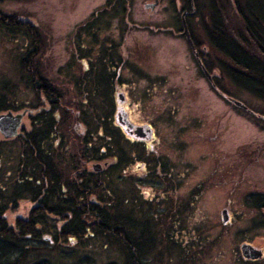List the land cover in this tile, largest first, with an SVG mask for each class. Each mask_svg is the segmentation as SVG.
I'll return each instance as SVG.
<instances>
[{"label":"rangeland","instance_id":"1","mask_svg":"<svg viewBox=\"0 0 264 264\" xmlns=\"http://www.w3.org/2000/svg\"><path fill=\"white\" fill-rule=\"evenodd\" d=\"M109 1L111 0H0V15H14L21 21L30 22L40 31L44 47L40 56L42 71L55 86L62 89L63 98L68 100L66 103L62 102L64 105L61 111L55 113V119H72L68 121L71 128L69 135L71 143L75 144L81 137L90 134L88 122L95 124L97 120H92V113L87 108L90 102L92 101L95 109L103 116L105 110L96 103V99L99 98L96 96L86 102L87 106L84 105L85 101L78 83L82 81L85 71L83 58L85 54L88 56L85 51L87 44L85 41L79 42V39L74 41L73 38L89 35L97 36L101 40L118 35L128 37L126 53L122 59L124 66L119 68L120 79L125 86L115 91V101H119L118 96L123 93L126 100L124 109L128 113L131 112V105L136 103V93L131 89V81L138 83L141 92L143 86L147 84L144 76L136 77L132 74V68L138 69L140 73L147 71L163 75L160 80L155 81L157 84L151 86L150 92L146 95L142 92L144 96L140 97V107L148 109V112H144L145 119H130L154 124L158 140L154 144L159 153L163 155L166 152L165 126L161 119H149L154 110L163 113V104L167 100L172 108H176L173 109L174 116L177 114L195 116L202 113V127L186 131L183 135L186 138L183 140L184 144L189 143L186 148L183 142L182 147H178L179 137L175 135L177 132H172L170 138L168 137L170 141L168 154L174 167L172 177L178 176L179 172L184 173L187 169L182 185H172L170 190L163 184L161 177L158 179L160 182L158 186L152 188L151 184L141 180L142 177L137 175L135 164L132 162L136 155V147L125 142H122V145L121 140L113 146L112 150L118 157L114 158L111 164H116L113 172L115 178H118L119 198L125 204H121V208L127 209L135 205L136 213L154 217L163 214L167 221L166 231H163L159 238L165 247L160 251L161 262L155 254H150L145 259L146 264H243L239 252L240 244L248 241L256 246H263L264 223L260 221L256 212L244 204L243 184L234 181L230 186L224 183L216 187L211 185V162L216 157L214 154L217 155V160L222 159L225 162L227 158L224 157L229 153L228 161L232 162L234 171L244 169L246 173L255 172L256 180L259 181L262 167L258 162L255 165L248 164L245 159L251 160L250 157L253 155L250 152H254V158L262 155L257 149L264 143V88L253 89L260 98L246 88L230 82L229 94L246 103L257 114L241 112L238 109H234L233 112L229 103L226 106L217 100L205 86V82L197 76L189 50L182 39L176 38L167 42L168 37H164L166 44L153 52L146 45L145 41L150 32L145 29L150 21L157 18L153 17L157 15L150 14L151 8L145 6L152 0H129L128 8L126 7L122 15L120 11L115 13L114 9L106 7L110 5ZM218 2L219 0H200V6L203 10H209L217 6ZM164 4L167 5V1ZM99 10L105 11L101 18L96 19L101 20V23L93 24L92 16ZM226 15L232 24L239 25V18L232 8L227 9ZM203 34L202 31L196 33L197 36ZM133 37H137L138 40ZM136 40L139 42L138 46L133 45ZM132 47L135 49L133 53ZM29 49L31 40L24 30L0 25V96L4 95L7 104L13 107L9 109L10 112L14 115L23 114L15 136L5 137L0 131L1 203L8 201L16 178L17 162L22 152L18 136L29 132L31 119L48 109L20 80L18 59ZM97 56L96 52H93L92 59ZM218 58L217 66L220 68L222 60L221 57ZM9 111H0V114ZM115 114L116 108L113 119L115 124L119 125ZM247 117L250 119H246ZM189 121L193 123L194 119ZM217 125L221 130L215 135ZM174 137H177L175 138L177 141ZM96 164L101 165V171L108 162L93 160L86 167L95 171L98 170L95 168ZM110 168L106 170L105 176L112 172ZM204 180L209 185L203 190L197 189V184ZM233 185H236L232 194L234 198L229 204L227 199ZM7 204L8 209L4 217L10 226H14L17 217H26L34 206L27 200H19L13 204L8 201ZM225 208L229 209L231 217L224 223L221 211ZM45 237L46 240H42L41 245L49 244L50 238ZM77 245L70 241L55 250L40 248L29 256L26 264H73L81 259L91 264H122L124 261L119 249L109 244L103 248L93 240H87L82 247ZM157 249H161L160 246ZM244 264H264V261Z\"/></svg>","mask_w":264,"mask_h":264},{"label":"trees","instance_id":"2","mask_svg":"<svg viewBox=\"0 0 264 264\" xmlns=\"http://www.w3.org/2000/svg\"><path fill=\"white\" fill-rule=\"evenodd\" d=\"M234 4L239 25L232 24L226 15L232 8L229 0H219L209 9L210 21L203 31L215 38L211 43L213 51L231 62L220 64L234 69V83L260 97L253 89L264 88V0H234ZM0 25L20 28L31 40V49L18 59L20 80L48 108L31 119L29 132L18 136L22 152L8 201L13 204L27 200L34 206L26 217H17L10 226L4 217L8 201L0 202V264H26L40 248L55 250L70 241L82 247L87 240L103 248L107 244L117 247L124 257L122 264H146L150 254L160 261V251L165 248L159 239L166 231L165 216H143L136 213L135 205L121 208L125 204L119 198L118 178L113 172L116 164H111L118 157L113 146L122 135L113 119L115 74L102 65L95 75H83L78 84L84 105L94 96L99 97L96 103L105 110V116L91 101L87 108L92 120H97L95 124L88 122L90 134L71 143L68 121L72 119H55L62 102L68 100L42 71L40 56L44 47L40 31L14 15H2ZM7 103L1 95L0 111L13 109ZM93 160H107L108 164L101 171L88 170L86 166ZM109 167L112 172L105 176ZM45 236L50 238L49 244L41 245ZM241 260L246 263L242 257ZM73 264L91 263L81 259Z\"/></svg>","mask_w":264,"mask_h":264},{"label":"flooded vegetation","instance_id":"3","mask_svg":"<svg viewBox=\"0 0 264 264\" xmlns=\"http://www.w3.org/2000/svg\"><path fill=\"white\" fill-rule=\"evenodd\" d=\"M114 3H111L108 8L114 9L113 11L115 13L119 12L121 15L123 14V11H126V7L128 6L129 0H114ZM165 1H167V5H165ZM231 7L233 11H235V7L233 6L232 0H229ZM151 4L153 6H149L151 8V15H157L153 17L156 20L150 21L147 26V29L150 32V36L146 38V45L150 47L152 52L157 48L162 47L164 44H166V40L164 37H168V41H172L173 39L180 38L184 41L185 46L189 50V54L192 58V64L195 65L197 76L203 80L205 83V86L208 88V90L215 96V98L219 101H222L224 105L231 106L230 108L234 112V109H238L241 112H251L254 114L255 111L251 110L250 107L235 98L233 95L229 94L230 91V82H233V68H224L221 66L220 68L217 66L218 64V57H221V60L223 61V65L231 64V62L225 57L220 56L218 53L213 51V47L211 46V43H214L215 38L207 36L206 34H203V36H197L196 33H200L202 31L204 33V27L209 23V10L205 9L203 10L200 6V3H197L196 0H152ZM145 4V6H146ZM128 8V7H127ZM159 11V12H158ZM105 12V11H104ZM104 12H96L94 13V20L93 24L95 23H101V20H96L101 18L104 14ZM204 14H206V18L204 19ZM118 14H115L117 16ZM1 17V15H0ZM105 21V20H104ZM128 22V21H127ZM106 23V21H105ZM151 24H155L151 25ZM101 25H99L98 28H100ZM186 28L190 34V39L192 43L189 41V37L185 34ZM157 32V33H156ZM128 38V37H127ZM126 36H114V37H106L105 39H98L97 36H80L75 37V39H79V42H86V53L88 54V58L86 57V54L83 58L85 60V71L84 74H91L95 75L101 66H105L109 70V72L112 75L115 74V85L113 86L115 91H119L121 87H124V82L120 79L119 75V68H123L124 62L122 59L124 58V54L126 53ZM134 39H137V37H133ZM135 41L133 45L136 44L138 46L139 42ZM174 44V43H172ZM176 45V44H175ZM135 48L137 49V47ZM147 48V47H146ZM95 50V51H94ZM134 47H132L131 52H134ZM93 52L98 55L94 59H92ZM129 53V52H128ZM216 61V62H215ZM222 65V62H221ZM132 74L136 77L144 76L145 80L148 81L147 84H145L142 88V92L146 95L148 92H150L151 86L154 84H157V82L162 78L163 75H156L152 74L150 72L140 73L138 69L132 68ZM154 81V83H153ZM104 84H102L103 86ZM105 86V85H104ZM139 85L134 80L131 81V89L134 91L135 94V101L136 103H133L131 105V112L128 113L124 109V103H125V96L123 93H120L118 97L119 101L116 102V114L115 118L118 119L117 124L118 128L121 131V144L122 142H125L127 145H131L132 147H136L135 152L136 155H134L132 162L135 164V171L138 173L137 175H140L142 177L141 180H145L147 183L151 184L152 188H156L158 186L159 177L163 179V184L170 190L171 186L175 185H182V182L184 180V177H186V171L179 172V175L176 177H172V173L174 171V167L171 165L169 147H170V141L168 137L170 138L172 132H177L175 135L179 137V143L178 147H182L183 140L185 141L186 138L185 135L186 131H190L191 129H198L202 127L201 119H202V113L200 112L199 115L190 116V115H183L177 116L175 115L176 108H172L170 103L165 100V104H163L164 110L163 113L158 108L155 111L153 108L152 117L149 119H161V122H164V133L165 138L164 142L165 144V153L161 155L159 151L156 149L155 144L157 140V136L155 134L154 124L151 122H145V121H133L130 119H145L144 118V112L147 111L146 107H140V97L143 95L141 91L138 89ZM154 87V86H153ZM152 87V88H153ZM178 89V85H177ZM169 91V89H168ZM166 91V92H168ZM177 91V90H176ZM141 92V93H140ZM175 92V91H173ZM144 96V95H143ZM168 97H170V94H168ZM178 98V96H176ZM233 99L238 100L242 102L246 107H241L236 105L233 102ZM217 103V102H216ZM229 107V106H228ZM131 113V114H130ZM162 113V114H161ZM262 116V115H261ZM148 119V118H147ZM190 119H194L193 123H190ZM246 119H250V117H247ZM264 120V119H263ZM153 122V121H152ZM181 122V123H180ZM178 126V129H177ZM177 129V131H176ZM219 125L216 126L215 135L220 132ZM184 137V138H183ZM177 137H174V139ZM264 139V138H263ZM176 140V139H175ZM177 141V140H176ZM264 141V140H263ZM184 144V142H183ZM185 148L189 145L188 142L185 144ZM155 147V148H154ZM258 153H262L261 156L257 155V158H254V152H250L253 156L249 158H246L248 164H260L262 168H260V179L259 181L256 180L257 174L255 172H247L244 169H240V171H234L232 168V162L228 161V158L230 154L228 153L225 158H227L224 162V160L219 159L217 160V155L214 154V160L211 162V185L213 187L219 186L222 183L226 184L227 186H230L233 184V182H239L240 184H243V202L245 205H247L250 209H252L254 212H256V215L259 217L260 221L264 223V143H262L258 149ZM245 152V151H244ZM243 152V154H245ZM246 155V154H245ZM253 159V160H252ZM242 160V159H241ZM258 162V163H257ZM221 169V170H220ZM219 170V173H217ZM161 175V176H160ZM139 177V176H138ZM238 178V179H237ZM209 183L204 180L197 184V189H202L206 186H208ZM235 186L233 185L232 191H229V198L227 199L228 203H232V194L235 190ZM247 190V191H246ZM224 210H226L228 220L230 219V213L229 209H223L221 211L222 213V220H224ZM227 220V221H228ZM224 222V221H223ZM225 223V222H224ZM264 238V236H263ZM242 243H250L252 244L256 249L261 251V255L258 258H246L242 255L241 249L239 246V252L241 257L243 258L244 262L251 263V262H262L264 261V245L263 246H256L251 242L244 241ZM241 243V244H242ZM240 244V245H241Z\"/></svg>","mask_w":264,"mask_h":264},{"label":"water","instance_id":"4","mask_svg":"<svg viewBox=\"0 0 264 264\" xmlns=\"http://www.w3.org/2000/svg\"><path fill=\"white\" fill-rule=\"evenodd\" d=\"M233 6L234 0H232ZM153 6L151 4H146V7ZM185 34L189 37V41L192 43L190 39V34L186 28ZM233 102L241 107H246L242 102L233 99ZM23 114L14 115L12 112H6L0 114V131L5 135V137H11L15 136L17 134V128L19 127L21 120H22ZM95 168L100 169L101 165L96 164ZM224 216V222H227L228 216L226 213V210L223 212ZM241 253L246 258H258L261 255V251L256 249L252 244L250 243H242L240 245Z\"/></svg>","mask_w":264,"mask_h":264}]
</instances>
